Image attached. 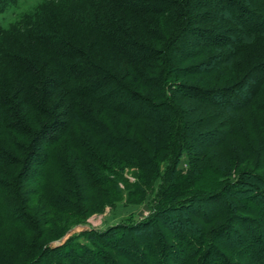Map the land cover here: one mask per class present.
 Instances as JSON below:
<instances>
[{"label": "trees", "instance_id": "obj_1", "mask_svg": "<svg viewBox=\"0 0 264 264\" xmlns=\"http://www.w3.org/2000/svg\"><path fill=\"white\" fill-rule=\"evenodd\" d=\"M47 5L0 26V264H264V0Z\"/></svg>", "mask_w": 264, "mask_h": 264}, {"label": "rangeland", "instance_id": "obj_2", "mask_svg": "<svg viewBox=\"0 0 264 264\" xmlns=\"http://www.w3.org/2000/svg\"><path fill=\"white\" fill-rule=\"evenodd\" d=\"M73 0H42V5L37 7L31 14L27 11L28 5L26 3H23L22 0H16L15 3L11 4L10 6L6 7L2 12H0V26L5 29H11L15 27L18 22L20 21L21 18L29 15L35 14L40 8H43L45 5H47L46 8H51V9H57L59 7H62L68 3H70ZM57 20L60 23V26L64 27V29L68 30L69 33L78 35V36H83L86 32L85 30L77 27L76 24L68 22V20L59 18L57 17ZM102 47H107L108 45L106 42L101 43ZM108 51V50H106ZM230 67L227 65H222L219 74L221 76L227 75L230 72ZM203 134L206 132V128L200 129ZM204 138V137H203ZM200 140H204L200 138ZM206 141V140H205ZM184 172L189 169V160L187 156H184L182 158V162L179 166ZM214 174V173H212ZM216 174V173H215ZM219 179L220 176L218 174L216 175H207L204 176V178H201V183L203 184L202 187L209 191H214L215 186L219 184ZM204 210L205 211H210V209L207 207V205H204ZM151 207L149 205V202L146 201L141 205H125V204H118L116 207H109L107 206L105 209H103L102 212L99 213H94L90 217L86 219L85 222H80V223H75L69 227V232L72 228H74L77 225H85L84 229L79 230L73 235H78V240L83 243H90L87 240V233L90 230H105L110 226H115L119 225L121 223H132V222H137L140 221L141 219H144L145 217L149 216L151 214ZM189 217L193 219L192 215L189 213ZM67 232L61 237L57 238L55 240H52L49 242L50 247H56L59 245L64 244L65 242L62 243L61 239L67 234ZM264 232V231H263ZM234 240L230 243H233ZM235 243V242H234ZM138 252H143V249H139ZM169 264V263H168ZM170 264H173L170 262Z\"/></svg>", "mask_w": 264, "mask_h": 264}, {"label": "clouds", "instance_id": "obj_3", "mask_svg": "<svg viewBox=\"0 0 264 264\" xmlns=\"http://www.w3.org/2000/svg\"><path fill=\"white\" fill-rule=\"evenodd\" d=\"M22 2L28 5L27 11L29 14L42 5V0H22Z\"/></svg>", "mask_w": 264, "mask_h": 264}, {"label": "water", "instance_id": "obj_4", "mask_svg": "<svg viewBox=\"0 0 264 264\" xmlns=\"http://www.w3.org/2000/svg\"><path fill=\"white\" fill-rule=\"evenodd\" d=\"M84 227H85V225L80 224V225H77V226H75L74 228H72V229H71L69 232H67V234L61 239L62 243L65 242L68 238H70V237L73 235V233H75V232H77V231H79V230L84 229Z\"/></svg>", "mask_w": 264, "mask_h": 264}]
</instances>
